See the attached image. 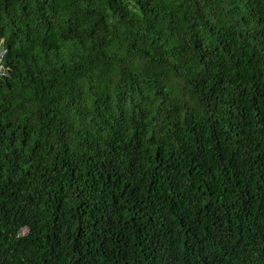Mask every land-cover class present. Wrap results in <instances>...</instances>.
Listing matches in <instances>:
<instances>
[{
	"label": "trees",
	"instance_id": "obj_1",
	"mask_svg": "<svg viewBox=\"0 0 264 264\" xmlns=\"http://www.w3.org/2000/svg\"><path fill=\"white\" fill-rule=\"evenodd\" d=\"M0 264H264V0H0Z\"/></svg>",
	"mask_w": 264,
	"mask_h": 264
}]
</instances>
